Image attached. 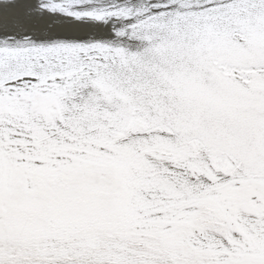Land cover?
<instances>
[{
    "label": "snow or ice",
    "instance_id": "6c2138e0",
    "mask_svg": "<svg viewBox=\"0 0 264 264\" xmlns=\"http://www.w3.org/2000/svg\"><path fill=\"white\" fill-rule=\"evenodd\" d=\"M28 11L45 31L0 30V264H264V0Z\"/></svg>",
    "mask_w": 264,
    "mask_h": 264
},
{
    "label": "bare ground",
    "instance_id": "6f19581e",
    "mask_svg": "<svg viewBox=\"0 0 264 264\" xmlns=\"http://www.w3.org/2000/svg\"><path fill=\"white\" fill-rule=\"evenodd\" d=\"M35 2L36 0H17L18 7L14 9L5 10L0 7V30L3 29L8 20H12L20 14H24L27 21L24 27L33 31H45L44 23L46 18L33 16L28 11L29 6Z\"/></svg>",
    "mask_w": 264,
    "mask_h": 264
}]
</instances>
